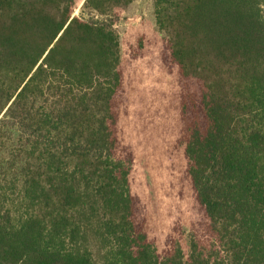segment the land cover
<instances>
[{
	"label": "trees",
	"instance_id": "1",
	"mask_svg": "<svg viewBox=\"0 0 264 264\" xmlns=\"http://www.w3.org/2000/svg\"><path fill=\"white\" fill-rule=\"evenodd\" d=\"M0 0V264H264V0H154L176 70L188 251L130 188L113 28L134 0Z\"/></svg>",
	"mask_w": 264,
	"mask_h": 264
},
{
	"label": "rangeland",
	"instance_id": "2",
	"mask_svg": "<svg viewBox=\"0 0 264 264\" xmlns=\"http://www.w3.org/2000/svg\"><path fill=\"white\" fill-rule=\"evenodd\" d=\"M154 0H134L121 11L113 26L120 48L125 103L119 135L130 148L132 194L146 211V234L161 252L172 238L188 251L193 220L192 192L184 172L186 160L179 137V88L176 70L160 59L164 35L157 29ZM74 16L82 13L77 2Z\"/></svg>",
	"mask_w": 264,
	"mask_h": 264
}]
</instances>
